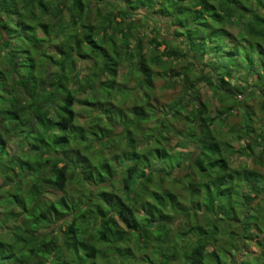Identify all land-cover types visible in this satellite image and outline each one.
<instances>
[{
	"label": "trees",
	"instance_id": "1",
	"mask_svg": "<svg viewBox=\"0 0 264 264\" xmlns=\"http://www.w3.org/2000/svg\"><path fill=\"white\" fill-rule=\"evenodd\" d=\"M94 3L0 0V264H264V174L230 166L235 153L264 164V121L255 130L242 105L218 137L230 107L211 116L193 83L225 102L251 88L263 110L264 0ZM140 7L207 68L193 82L168 69L184 83L170 104L152 102L150 64L186 54L157 34L150 51L129 40Z\"/></svg>",
	"mask_w": 264,
	"mask_h": 264
},
{
	"label": "rangeland",
	"instance_id": "2",
	"mask_svg": "<svg viewBox=\"0 0 264 264\" xmlns=\"http://www.w3.org/2000/svg\"><path fill=\"white\" fill-rule=\"evenodd\" d=\"M103 3H99L96 5L94 3V0H90V8L94 10L93 8L96 7L100 9H104V7H101ZM117 6L116 2H112L109 5H106V7H109V9H113L114 7L122 8L124 7L122 4H118ZM125 8V7H124ZM128 9V8H127ZM129 10V9H128ZM132 13H136V23L133 25V29L130 30V34L128 35V38L130 40L131 36L135 33L138 35L140 39V43L143 47L142 51L144 49H147L150 51L151 47L149 46L148 40L151 37L158 35L157 39H166L168 41V48H175L178 52H185L186 57H174L171 56L170 58H163L164 64L163 65H152L150 64L151 68L156 72V74L153 77V82L151 89L149 90L150 98L152 99V102H155L156 104H170L173 101H176L183 92V86L184 83L181 82V75L186 71L188 74V78L191 82L194 81V77L198 76V68L204 69L201 70L202 72H206L207 68H202L201 64L195 59L194 55L190 52V50L186 47V43L182 42L181 38L175 37L173 35V32H171L173 26L169 25V22L165 21L164 19H160L157 16L151 15L149 11H147L145 8L140 7L137 10H129ZM135 31V32H134ZM235 31V29H234ZM163 48V45H159L153 50L154 54H158L161 52ZM134 58L132 59V61ZM127 63L125 61H121L118 68H117V75L116 79L121 80L123 84H125L127 87L133 86V79L132 77L125 78L126 80L123 81L121 77H124V75L127 73ZM179 73L180 76L174 77V79L169 78V73L171 72ZM123 75V76H122ZM195 83V91L197 94H199L202 101L207 106L208 111L211 112L212 115H216L218 111L223 109L226 105H228L229 113L224 116H218L216 121H214L213 128L215 130L214 133L218 134L220 138H223L224 140L228 139V137H231L232 134L230 132V128H238L241 120H242V105H249L252 111V127L257 130L258 125L260 122L264 121V105L263 110L259 106L258 99L254 96H251L250 93H245L247 89H243L242 94L236 95L235 98L231 96V98H227L226 102L223 100V95L219 91H217L214 87H207L202 82L196 81ZM121 92V91H118ZM134 89L132 88L128 95L124 96L123 99H119V102L122 107H129L133 104L135 99ZM125 93V91H122L120 94ZM245 93V94H244ZM262 95H264V90L261 92ZM125 95V94H123ZM78 98V95H77ZM116 95V99H117ZM246 106V105H245ZM74 107L76 109H80V107L77 104H74ZM215 110L217 112H215ZM81 114H83V111H81ZM184 114V113H183ZM182 121L183 118L181 116L177 117L176 119L171 121V126L173 127V130L180 129L182 127ZM147 125H152L151 123H147ZM230 127V128H229ZM170 140L169 145L172 146L174 142H177V138L174 137L170 133ZM234 139H231L233 141ZM234 145H236L235 142H233ZM18 147V146H17ZM15 146V153H19V147L17 148ZM180 151L185 150V148L178 149ZM230 166L235 167L237 170H239L242 166H247L251 169H253L256 172H260L264 174V164L260 165L257 163V161H253V159L249 156H240L239 154L235 153L231 157ZM184 171H179L176 175L177 176H183ZM169 180H167L163 185H168ZM200 221V218L198 219ZM9 226V223L8 225ZM222 234V233H221ZM221 240H223V235L221 237ZM208 250L210 247L207 248ZM257 249L254 246H251L249 248V251H247V254L250 256H254Z\"/></svg>",
	"mask_w": 264,
	"mask_h": 264
}]
</instances>
